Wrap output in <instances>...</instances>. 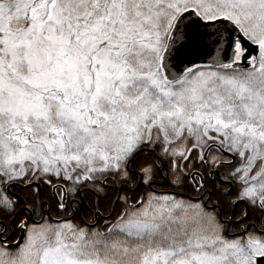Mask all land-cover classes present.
<instances>
[{
    "label": "snow or ice",
    "instance_id": "6c2138e0",
    "mask_svg": "<svg viewBox=\"0 0 264 264\" xmlns=\"http://www.w3.org/2000/svg\"><path fill=\"white\" fill-rule=\"evenodd\" d=\"M0 264H264V0H0Z\"/></svg>",
    "mask_w": 264,
    "mask_h": 264
}]
</instances>
